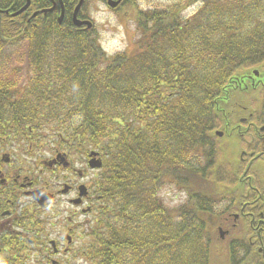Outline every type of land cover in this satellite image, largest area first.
Masks as SVG:
<instances>
[{
  "label": "trees",
  "instance_id": "1",
  "mask_svg": "<svg viewBox=\"0 0 264 264\" xmlns=\"http://www.w3.org/2000/svg\"><path fill=\"white\" fill-rule=\"evenodd\" d=\"M119 10L139 36L112 56L94 28L67 20L30 30L0 15V69L6 59L26 66L21 111L102 160L81 254L88 264H209L222 242L228 264H261L264 232L252 234L250 222L264 215V87L247 78L264 74V0H182L162 10L128 0ZM23 44L19 54L4 53ZM75 114L83 120L73 126ZM245 124L254 128L249 144L239 136ZM165 187L185 201L164 206ZM218 228L228 232L223 241Z\"/></svg>",
  "mask_w": 264,
  "mask_h": 264
},
{
  "label": "flooded vegetation",
  "instance_id": "2",
  "mask_svg": "<svg viewBox=\"0 0 264 264\" xmlns=\"http://www.w3.org/2000/svg\"><path fill=\"white\" fill-rule=\"evenodd\" d=\"M87 1L83 0L76 20L89 21L94 28L84 11ZM93 1L120 11L128 0ZM118 1L115 8L108 7V2ZM78 2L0 0V15L30 30L40 23L55 28L67 20L78 30H86V25L76 26L73 21ZM21 99L13 85L0 82V258L6 264H75L78 258L87 264L80 249L99 202L96 188L102 165L91 168L90 155L96 151L85 143L60 138V128L55 131L45 123L43 127L31 123L32 116L21 111ZM251 129V124H245L239 136L250 137ZM258 139L264 141V137ZM243 156L245 150L240 151L239 160ZM94 159L101 160L99 155ZM259 215L255 226L250 222L257 237L264 232V215ZM248 241L252 246L255 243L252 236ZM260 262L264 264V254Z\"/></svg>",
  "mask_w": 264,
  "mask_h": 264
},
{
  "label": "rangeland",
  "instance_id": "3",
  "mask_svg": "<svg viewBox=\"0 0 264 264\" xmlns=\"http://www.w3.org/2000/svg\"><path fill=\"white\" fill-rule=\"evenodd\" d=\"M181 1L182 0H131V2L141 10H162ZM198 3L201 4L200 2ZM198 3H195L193 5H196ZM193 5L183 11L182 18H190L198 11L197 9L193 8ZM84 11L93 21L95 26L94 29L98 35L100 46L107 56H112L117 53L129 51L131 45L139 36L136 25L133 19L130 17L128 11H111L105 5L97 3L93 0L87 1L84 7ZM93 12L99 15L100 20L103 21L102 23H98L95 19H93V16L91 15V13ZM193 12L194 14H192ZM113 41L116 42L114 45H112L113 48L123 45V50L109 55L107 52H105L104 48L105 45L111 44V42ZM23 46L24 44L18 47H14L18 48L17 50L4 49V53L6 54V56H9L13 53L19 54L21 53V51H23L21 50L23 49ZM11 61L12 60L6 59V66L3 69H0L2 71L0 73V76L4 77L3 82H5L6 84L10 83L11 86L13 85L15 87L17 96L21 97L27 85V78L25 75L26 66H19ZM12 70L16 71V73L13 75ZM51 124L52 122L46 123V127H49ZM223 144L225 148L229 150H233L236 148V142L227 138L224 140ZM159 196L161 203L168 208H176L185 201V195L181 192H178L175 188L171 187L163 188ZM88 240V238L85 239L84 243H88ZM219 250H221L222 252H219ZM75 264H83V261L78 258ZM209 264H228V253L225 245L222 242H218L216 245L212 246Z\"/></svg>",
  "mask_w": 264,
  "mask_h": 264
},
{
  "label": "water",
  "instance_id": "4",
  "mask_svg": "<svg viewBox=\"0 0 264 264\" xmlns=\"http://www.w3.org/2000/svg\"><path fill=\"white\" fill-rule=\"evenodd\" d=\"M120 1L115 2V3L108 2V7L115 8V6H117V4ZM82 3H83V0H79L78 4H77V6H76V8L74 10L73 21H74V24L76 26L86 25V30H90L91 27H92V24L89 21L79 22V21L76 20V14L79 11ZM251 73H252V75L247 78L249 80L250 87H252V88H255L257 86H263L264 87V74L261 75L257 70H253ZM242 85H243V90H246L247 89L246 84L243 83ZM240 121L244 122L245 119H241ZM260 130H264V127H261ZM223 135L224 134L221 131L215 132V136L217 138H219V139L222 138ZM243 139H244V141L246 143L250 142V137L249 136H243ZM243 154L244 153H242L241 155H243ZM96 155H97L96 153H91L90 156H92V158H93ZM89 164H90L91 168H100L101 167V162L99 160H95L94 158L90 160ZM217 232H218V237H219L220 240H223L224 236L227 234V232H224L221 228H218Z\"/></svg>",
  "mask_w": 264,
  "mask_h": 264
},
{
  "label": "clouds",
  "instance_id": "5",
  "mask_svg": "<svg viewBox=\"0 0 264 264\" xmlns=\"http://www.w3.org/2000/svg\"><path fill=\"white\" fill-rule=\"evenodd\" d=\"M201 6H202V4L198 3L196 5H193V8L198 10V8L201 7ZM192 14H194V12ZM91 15L93 16V19H95L98 23H102L103 22V21L100 20L99 15L97 13L93 12V13H91ZM115 43L116 42L113 41V42H111V44L105 45V48H104L105 52H107L109 55H112L115 52L123 50V45L113 48L112 45H114ZM79 88H80L79 83L74 81L72 86H71V92L75 93V94H78L79 93ZM82 120H83V114H75L72 117L73 126L78 125ZM51 204H52V202L50 201L49 202V209L51 208ZM0 264H6V261L3 258H0Z\"/></svg>",
  "mask_w": 264,
  "mask_h": 264
}]
</instances>
